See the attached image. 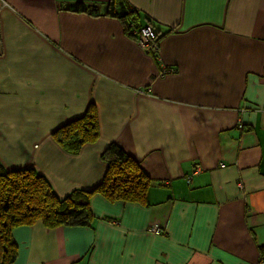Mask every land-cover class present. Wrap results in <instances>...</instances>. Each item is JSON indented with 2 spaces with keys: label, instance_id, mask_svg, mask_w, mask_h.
Instances as JSON below:
<instances>
[{
  "label": "crops",
  "instance_id": "0c3cea01",
  "mask_svg": "<svg viewBox=\"0 0 264 264\" xmlns=\"http://www.w3.org/2000/svg\"><path fill=\"white\" fill-rule=\"evenodd\" d=\"M107 1L0 0V163L34 168L62 198L97 186L116 144L151 180L148 206L94 195L90 228L18 227L13 264L256 263L264 0H126L163 35L156 60L117 20L69 11ZM90 103L100 137L66 153L51 133Z\"/></svg>",
  "mask_w": 264,
  "mask_h": 264
},
{
  "label": "trees",
  "instance_id": "16d2710c",
  "mask_svg": "<svg viewBox=\"0 0 264 264\" xmlns=\"http://www.w3.org/2000/svg\"><path fill=\"white\" fill-rule=\"evenodd\" d=\"M71 12L117 20L124 35L136 42L137 32L151 26L157 42L163 35L155 31V24L126 0H108L104 11L84 7L76 3ZM153 60L158 57L150 54ZM100 137L97 109L90 103L85 113L58 127L51 138L69 154H77ZM106 171L100 183L91 190L75 189L60 198L48 180L34 168L6 169L0 163V264H13L17 258V246L12 232L18 227L41 224L47 229L59 227L90 228L94 219L90 201L99 195L108 203H133L148 206L146 194L151 180L140 165L116 144L109 145L101 154ZM260 259L264 261V246L260 247Z\"/></svg>",
  "mask_w": 264,
  "mask_h": 264
},
{
  "label": "built area",
  "instance_id": "2783aa9c",
  "mask_svg": "<svg viewBox=\"0 0 264 264\" xmlns=\"http://www.w3.org/2000/svg\"><path fill=\"white\" fill-rule=\"evenodd\" d=\"M136 34L138 36V39L136 40L137 45L142 50L148 52L149 54L154 53L158 57V42H157L156 34L153 31L152 27L151 26L143 27ZM167 70L163 66L160 71H162V73H166ZM196 171H198V170L196 169ZM147 231L151 234H154V235L160 234V231H159L158 227H156V226H149L147 228ZM254 264H264V261L259 260Z\"/></svg>",
  "mask_w": 264,
  "mask_h": 264
},
{
  "label": "rangeland",
  "instance_id": "374dc122",
  "mask_svg": "<svg viewBox=\"0 0 264 264\" xmlns=\"http://www.w3.org/2000/svg\"><path fill=\"white\" fill-rule=\"evenodd\" d=\"M149 54V53H148Z\"/></svg>",
  "mask_w": 264,
  "mask_h": 264
}]
</instances>
